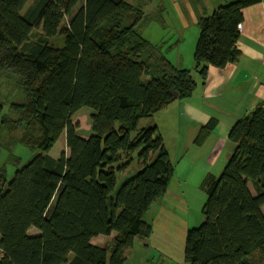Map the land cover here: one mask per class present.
Here are the masks:
<instances>
[{"label": "trees", "instance_id": "trees-1", "mask_svg": "<svg viewBox=\"0 0 264 264\" xmlns=\"http://www.w3.org/2000/svg\"><path fill=\"white\" fill-rule=\"evenodd\" d=\"M29 1L0 0V73L19 77L27 94L11 105L12 121L0 99V157L12 156L8 129H22L19 143L36 154L22 167L16 157L10 180L0 169V264H125L135 242L152 236L146 215L175 172L158 128L141 122L193 97L198 83L143 37L145 13L127 0H36L23 13ZM261 1L236 0L199 18L195 72L203 84L210 67L239 59L244 10ZM84 108L94 113L88 139L73 123ZM216 126L203 127L195 145ZM64 134L69 154L55 158ZM229 142L222 173L202 185L205 221L187 233L189 264H264V104L233 126ZM135 154L140 170L115 194L117 173ZM113 233L112 252L92 244Z\"/></svg>", "mask_w": 264, "mask_h": 264}, {"label": "rangeland", "instance_id": "rangeland-1", "mask_svg": "<svg viewBox=\"0 0 264 264\" xmlns=\"http://www.w3.org/2000/svg\"><path fill=\"white\" fill-rule=\"evenodd\" d=\"M35 1L30 0L23 13ZM127 1L142 8L145 13V20L138 28L143 37L152 45L159 46L162 53L174 66L190 70L193 76H198L195 72V49L200 36L198 21L202 15H205L206 10L209 12L206 15L213 13L211 8L216 5L218 0ZM40 32L39 30L36 34ZM0 99L5 105L6 119L9 121L17 120L18 114L12 112L10 107L12 104H23L27 99V94L19 84V77L8 72L0 73ZM93 114L91 109L84 108L73 118V123L79 126V135L85 139L92 136L91 117ZM151 122L153 123L150 119L143 120L140 129L155 126V123L152 124ZM22 134V129L14 132L8 129V132L6 131L3 135L4 146L8 147L12 153V156H9V152L3 150L0 157V169L6 171L8 180L12 179L17 171V167L14 166L16 157L20 160L22 167L36 155L35 152L19 143L18 140ZM164 139L165 146H169L174 155L175 151L178 150L180 141L184 142L187 137H182L179 140L169 134ZM186 146L188 145L186 144ZM189 148V153L183 160L177 161L176 158H170L174 170L176 168L177 171L171 181L170 191L168 189L169 194L168 196L165 195L163 200L155 203L146 216V221H150L153 225V234L144 242L142 240L135 242L134 247L126 253L127 261L125 264H189L185 259L187 233L191 229L199 228L204 223L203 209L208 200V196L202 188L205 179L201 180L206 169L201 166V158L196 163L190 159L194 149L189 150ZM181 149H183L182 146ZM68 154L69 149L64 134L52 148L51 156L60 158ZM131 159L130 166L124 172L117 173L115 194L126 179L134 176L140 170L137 155H133ZM126 160L127 158H124L119 166L127 163ZM189 165L193 166L190 168ZM251 190L253 191L252 185ZM164 202L167 205L164 206ZM53 209L54 207L49 210V217ZM115 236H101L94 243L99 247H107L108 251L112 252Z\"/></svg>", "mask_w": 264, "mask_h": 264}, {"label": "crops", "instance_id": "crops-1", "mask_svg": "<svg viewBox=\"0 0 264 264\" xmlns=\"http://www.w3.org/2000/svg\"><path fill=\"white\" fill-rule=\"evenodd\" d=\"M234 1L236 0H218L211 10L213 12ZM205 12L209 14L208 10ZM240 32L237 48L241 56L235 63L223 70L210 67L206 84H203L199 75L195 76L198 87L193 97L175 102L151 119L163 139L169 134L179 140L187 137L184 142L180 141L174 155L169 146L166 145V149L170 158H176L177 161L184 159L189 153V147V150L194 149L190 159L196 163L201 158V166L206 169L201 180L209 174L220 176L234 151V146L229 142L233 126L264 104V0L244 10ZM213 119L217 120L215 130L200 147L196 146L195 140L201 129ZM192 166L189 165L190 168ZM176 171L175 168V175ZM170 188L171 186L169 191ZM163 199L164 197L160 200ZM37 234L36 230H30V235ZM96 239L92 240L93 245H96Z\"/></svg>", "mask_w": 264, "mask_h": 264}, {"label": "built area", "instance_id": "built-area-1", "mask_svg": "<svg viewBox=\"0 0 264 264\" xmlns=\"http://www.w3.org/2000/svg\"><path fill=\"white\" fill-rule=\"evenodd\" d=\"M241 26V25H240ZM4 257L3 251L0 249V260Z\"/></svg>", "mask_w": 264, "mask_h": 264}]
</instances>
